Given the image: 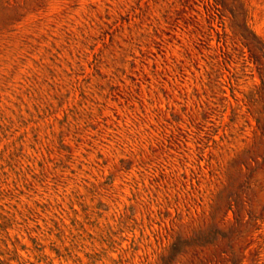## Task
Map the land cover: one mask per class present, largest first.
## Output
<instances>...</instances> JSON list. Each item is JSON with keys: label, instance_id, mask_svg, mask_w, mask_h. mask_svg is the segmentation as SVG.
<instances>
[{"label": "rangeland", "instance_id": "rangeland-1", "mask_svg": "<svg viewBox=\"0 0 264 264\" xmlns=\"http://www.w3.org/2000/svg\"><path fill=\"white\" fill-rule=\"evenodd\" d=\"M0 264H264V0H0Z\"/></svg>", "mask_w": 264, "mask_h": 264}]
</instances>
